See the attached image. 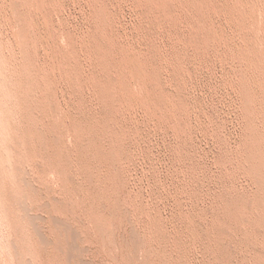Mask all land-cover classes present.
<instances>
[{"label":"rangeland","instance_id":"obj_1","mask_svg":"<svg viewBox=\"0 0 264 264\" xmlns=\"http://www.w3.org/2000/svg\"><path fill=\"white\" fill-rule=\"evenodd\" d=\"M173 1L175 19L164 20L149 0H62L50 20L66 53L58 61L76 74L68 83L56 69L57 97L42 82L53 73L33 27L35 7L0 0V264H146L145 254L151 264H264V175L247 163L257 151L254 125L264 132V119L245 102L239 58L223 43L201 51L189 46L193 12ZM212 1L203 8V29L214 24L234 41L255 37L253 25L240 31L228 17L230 0ZM104 7L114 19L105 25L111 56L136 46L164 72L165 88L190 101L176 105L174 119L144 106L128 109L83 84L86 71L107 74L82 47ZM258 14L264 32V11ZM177 55L185 58L182 75ZM132 90L143 95L137 82ZM63 111L80 134L61 124ZM47 136L57 140L56 151Z\"/></svg>","mask_w":264,"mask_h":264},{"label":"bare ground","instance_id":"obj_2","mask_svg":"<svg viewBox=\"0 0 264 264\" xmlns=\"http://www.w3.org/2000/svg\"><path fill=\"white\" fill-rule=\"evenodd\" d=\"M24 1L32 4L35 7V17L33 19V27H34V30H35V33H36V36H37L38 41L45 48V56H44V58L42 56V58H43L45 64L47 65V68L50 69L51 72L53 73V75H50V76H47L46 77V80L47 81L44 78H42V82L49 83V85L54 89L57 97H59V93H60L59 91L61 89L60 88L61 87L60 86L61 79L58 78L57 75L55 74L56 69H59V71L62 73L63 77L68 80V83L69 82H72L70 79L72 78L73 74L76 72V71L74 72V68L69 63H67L65 60L63 62H59L58 61V58L61 55L63 56L66 53L65 52H62L61 50H59L57 48V44H56V42H57V40H56V31L53 29L52 20H50L51 14L54 13V12H56V10L58 9L57 6H59V4L62 3V0H24ZM101 1H103L101 3H103L104 5L107 4V3H104V0H101ZM149 1L151 3L154 2V4H152V5L156 9L159 10V12L161 13L160 15L163 17L162 19H164V20L175 19L173 7H172V6H174V4L172 3V2H174L173 0H149ZM178 1L181 2L185 7H188L193 12V17H194L193 23H195L194 24L195 31H194V33L192 32L193 33V36H191L190 39L187 38V41H186L187 44L189 46L192 45V47L194 48L195 51L196 50L197 51H199V50L201 51V49H203L205 47H208L209 45L211 46V45L216 44V43H218V44H220V43L225 44L227 46V48H228V51L231 52L232 55L235 54L239 58V60H240V62L242 64V66H240V71H241L240 72V81H241L242 92L244 94L246 104L248 106H249V104H251L253 106V115H254V117L260 118V119L261 118L264 119V32H260L258 30V26L256 24L257 22H255L256 15H259L258 13L264 11V0H230V3L231 4H229L228 7H225V6H224L225 8L223 7L224 8V11H226L228 13V17H230L234 21V24L236 25V27L240 31H243L246 27H249V25H253V27H254L253 30H254V33H255V37H249V36L245 35V36H243L241 38L242 40H240V41H234L236 39H232V38L230 39V36L228 35L229 33L226 34V35H228V38L225 37V36H223L222 33L220 32V30H217V27L216 26H212L214 24H212V25L209 26V30L208 31H206L205 30L206 28L204 27V26H207V25H204L203 26V28H205V29L202 28V23L207 19V17L206 18L204 17L203 8L205 9V7L208 6V5H212L213 6V3L214 2L212 0H178ZM151 3H149V4H151ZM105 7H104V10L99 9L98 11H96V14L95 15L97 17V21L99 22V25H97L96 29L93 31V33H91V35H90L91 41H89V40L85 41L83 43L82 47L87 52V55L90 56L94 60V62L96 64L94 62L93 63L95 65H97V66H101L102 68H104L105 71H107V72H105V74L106 73L107 74H106V76L104 75L105 76L104 77L103 74H101L99 70H98L99 72H97V71H94V69H93L91 73L88 72L89 74L86 71V74H84L83 77H82V79H81L83 81V84L86 85V86H91L94 89L96 88V90H98L101 94H103L104 96H106L108 98L120 100L121 101V104L122 105H125L128 109H133V107H139V106L141 107V106H144L146 110H149V111H153V110L159 111L161 113V116H162V118L164 120H168L169 121V120L174 119L176 117V115L179 114V112L176 109V105H178V104L179 105L190 104V103H188L189 100H186L184 98V96L181 95V94H184V93L181 92V93H177V94L173 95L172 93H170V91H168L169 89H166L165 88V86H164L165 84H163V82L161 81L162 78L159 77L161 74H164V72L159 75L160 69H159L158 66L157 67H150L149 66L150 63L146 59L143 58V56L140 54L139 50H137L138 48L136 49V46L134 48V47L129 46V45H123L121 47V57L120 58H116V57H112L111 56L110 51L112 49L109 50L108 47H110V46H108V47L105 46V44L108 45V43L112 42L110 40L109 36H108V33L106 31V28H105V25L108 22H111V20L113 18H112V15H110L109 13H107V9ZM175 9L176 8L174 7V10ZM205 14H209V13H205ZM159 18H160V16H159ZM162 19H161V21H162ZM226 24H227V22H226ZM225 27H226V25H225ZM226 28H228V27H226ZM182 36L184 38V35H182ZM67 37L70 40V42L71 41L73 42V40H72L73 38H71L70 35L68 36V34H67ZM115 42H116V40H115ZM117 43H118V41H117ZM117 43H114V44L117 45ZM126 44H129V43H126ZM217 47L218 46H216V48ZM221 48H222V46H221ZM74 51H75L76 56L79 59H81V55H80L79 49L78 48H75ZM221 52H222V50H220V53ZM114 54L115 53H113L112 55H114ZM177 59H178V63L175 62L176 63V66H174V67H175V70L182 75V74H184V71L186 70V65H185V61H184L185 58L183 59L182 56H178ZM177 59L174 58V61L177 60ZM43 60H41V61H43ZM172 63H173V61H172ZM91 64H92V62H91ZM95 65H93V66L91 65L92 68H94ZM172 67H173V64H172ZM172 67L170 69H172ZM167 68H169V67H167ZM98 69L101 70V68H98ZM104 69H102V71ZM187 69H189V68H187ZM79 70L80 71H84V69H82V68L79 69ZM80 71H77V72L79 73ZM172 72L170 73V75L172 74ZM191 72H193V71H191ZM81 74L82 73H80V75ZM174 74H173V76H174ZM179 75L176 73V76L179 77ZM188 75H189V73L187 74V76ZM173 76H171V77L173 78ZM162 77H163V75H162ZM178 77H176V79ZM185 77H186V75H185ZM184 79H186V78H184ZM162 80H164V79H162ZM170 81H172V80L170 79ZM136 82L139 83V84H141V86H142L143 95H141V96L138 95L136 92H134L132 90V86ZM174 82L177 83V80L174 81ZM176 83H174V85H177ZM182 85H181V87H182ZM173 87L176 88V86H173ZM171 89H172V87H171ZM171 91H173V90H171ZM66 92H67V90H66ZM45 105H47V104H45ZM188 107H189V105H188ZM184 108H185V106H184ZM55 109H56V111H59V109L57 107H55ZM44 110H45V116H46L45 119H49L48 118V115L49 114L46 113V106H44ZM149 114H151V113H149ZM71 115L72 114H70L69 112L63 111V113L61 114V118H62V120H61L62 123L61 124H63L65 126V129L67 131H69V130L70 131H73V132L77 133V135H78V133L80 134V132H79L80 131V127L72 119V116ZM179 118H181V117H179ZM46 122H48V121H46ZM50 122H51V120H50ZM50 128L51 127H49V129ZM253 136H254V146L257 149V151H256L255 155H251V154L247 155L248 168L251 171H253L256 174H258V175H264V172L262 171V169L264 170V167H263V165H264V132H261L257 128V126L254 125V128H253ZM55 138H57V137H55ZM46 140H47L48 146H51L53 148V150L56 151L57 150V147H56L57 140L55 142V140L52 137L48 138V136H47ZM73 140H74V138H73ZM75 143L76 142H74V144ZM79 144H80V142H79ZM76 145L78 146V144H76ZM55 161H56V159H55ZM55 161H54V163H57ZM260 166L263 167V168L261 169ZM107 188H108V186H107ZM103 202H105V201H103ZM256 210H258V209H256ZM26 216H28V215H26ZM42 218H43V216H42ZM56 221L57 220H55V222ZM55 224H57V223H55ZM59 226H61V225H59ZM98 226H100V225H98ZM192 226H193V224H192ZM71 230H72V228H71ZM196 232L198 233V231H196ZM194 236H196V235L194 234ZM78 237H79V235H78ZM66 241H67V239H66ZM132 241H134V239ZM42 242H43V240H42ZM68 245H69V243H68ZM73 247L74 246H72L71 248H73ZM71 248L69 246V249H71ZM150 250H149V253H150ZM152 252L153 251H151V253ZM69 261H70V259H69ZM80 262H82V261L80 260ZM152 262H154V260L153 261L151 260V254H145V256H144V263L151 264Z\"/></svg>","mask_w":264,"mask_h":264}]
</instances>
